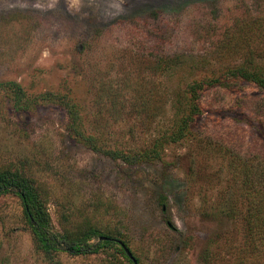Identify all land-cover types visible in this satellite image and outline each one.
Returning a JSON list of instances; mask_svg holds the SVG:
<instances>
[{
	"label": "rangeland",
	"instance_id": "1",
	"mask_svg": "<svg viewBox=\"0 0 264 264\" xmlns=\"http://www.w3.org/2000/svg\"><path fill=\"white\" fill-rule=\"evenodd\" d=\"M238 70L264 79V0H0V84L31 100L20 110L0 87V172L33 183L53 230L114 237L138 264H264L240 221L244 163L264 164V88ZM218 80L173 141L189 90ZM50 93L103 150L158 157L88 148ZM119 248L48 259L21 200L0 197V264H131Z\"/></svg>",
	"mask_w": 264,
	"mask_h": 264
},
{
	"label": "trees",
	"instance_id": "2",
	"mask_svg": "<svg viewBox=\"0 0 264 264\" xmlns=\"http://www.w3.org/2000/svg\"><path fill=\"white\" fill-rule=\"evenodd\" d=\"M232 75L235 78H244L247 81L258 83L264 88V79L258 75L250 74L242 70H238ZM220 83L215 81L212 83L203 82L195 85L189 90V104L181 116L182 129L178 137L172 138L173 141L179 140L185 133V128L189 127L193 122H197L202 112L201 94L205 87ZM14 87L18 92L16 105L20 110H26L31 107V100L26 101V94L21 86L16 82L0 84V87ZM42 99L46 101L59 103L66 109L68 115L67 128L75 139L81 141L88 148L96 152H102L113 159H121L125 163L135 164L144 160H149L158 157L157 149L149 153L139 156H129L121 151L103 150L98 146L95 139L90 136H85L79 130L80 117L75 106L67 101L61 95L48 94ZM188 102V101H187ZM264 163V162H263ZM262 164V163H261ZM254 161L244 163L245 176L242 184L244 191V211L240 215V221L244 230L243 247L245 249L261 251L264 249V164L260 170L255 168ZM257 171V172H255ZM12 194L21 200L24 215L30 225L35 237L36 245L40 251L48 259H52L56 252H66L72 256H80L87 254H95L100 248L120 245L118 240L111 236L100 235L99 241L96 244L90 243L81 238H71L60 232H56L51 227L49 215L47 214L44 204L38 194L33 183L24 175L10 171L0 172V197L3 195ZM101 237H106L108 240H100ZM121 246V245H120ZM121 253L126 256L131 264L133 261L128 257L125 250L119 248Z\"/></svg>",
	"mask_w": 264,
	"mask_h": 264
},
{
	"label": "water",
	"instance_id": "3",
	"mask_svg": "<svg viewBox=\"0 0 264 264\" xmlns=\"http://www.w3.org/2000/svg\"><path fill=\"white\" fill-rule=\"evenodd\" d=\"M100 240H108V238L106 237H101ZM119 244L122 246V248L125 250L126 254L128 255V257L133 261L134 264H138V261L136 260V258L133 256V254L130 252V250L126 247V245L122 242H119Z\"/></svg>",
	"mask_w": 264,
	"mask_h": 264
}]
</instances>
